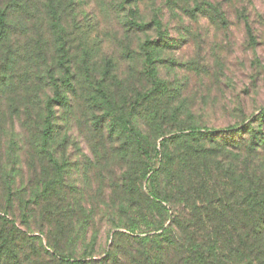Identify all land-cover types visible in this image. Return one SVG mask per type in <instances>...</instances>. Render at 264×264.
I'll use <instances>...</instances> for the list:
<instances>
[{
    "label": "rangeland",
    "instance_id": "obj_1",
    "mask_svg": "<svg viewBox=\"0 0 264 264\" xmlns=\"http://www.w3.org/2000/svg\"><path fill=\"white\" fill-rule=\"evenodd\" d=\"M17 1L0 5L11 4L12 29L24 16L36 53L10 75L0 101V215L15 222L16 244L40 264H56L54 246L101 258L117 229L155 218L169 224L170 212L144 200L150 182L142 173L158 166L155 148L174 133L231 128L220 141L245 139L253 152L220 156L264 168V0ZM148 39H157L151 60L142 49ZM6 51L0 47V59ZM68 63L71 87L62 82ZM54 79L68 106H54L44 145V100L55 94ZM120 248L137 256V243Z\"/></svg>",
    "mask_w": 264,
    "mask_h": 264
},
{
    "label": "trees",
    "instance_id": "obj_2",
    "mask_svg": "<svg viewBox=\"0 0 264 264\" xmlns=\"http://www.w3.org/2000/svg\"><path fill=\"white\" fill-rule=\"evenodd\" d=\"M13 1L20 5L17 0ZM11 8L10 3L0 5V47L7 49L5 57L0 59L2 103L10 75L36 53L30 44L33 36L23 24H26V19L21 13L16 17V27L12 29L9 26ZM50 12L55 33H59L62 30L59 17L53 9ZM133 24L142 30L149 26V23L138 21ZM153 24L160 32L162 21L155 18ZM156 41L148 39L142 45V49L148 51L145 53L148 60L153 56L150 49ZM63 60L62 57L60 63L64 65ZM5 68L8 71L3 72ZM72 79V68L68 63L62 82L71 87ZM52 82L55 94L44 100V145L48 144L54 132L51 121L54 106H68V98L62 93L57 79ZM261 116L264 120V114ZM118 121L122 128L128 127L125 117ZM247 125L245 132L250 133L251 124H245V128ZM230 131L231 128L219 132L191 127L187 132L164 138L161 149L155 148L159 163L158 166H147L142 173V177L150 182L149 192L143 197L171 213L169 224L155 218L141 226L139 223L124 226L125 231L117 229L109 249L101 258L66 255L54 246L52 254L56 264H126L124 259L128 254L133 258L129 264H264V168H261L262 164L251 168L246 162L240 165L227 163L220 156L229 150L233 153V149L239 153L244 148L250 154L253 152L245 139H242L241 146L228 140L220 141L221 137L230 136ZM137 134L140 136L142 132L137 130ZM205 142H211L216 149L209 151ZM137 144L138 150L142 151V143ZM170 144L175 145L173 150ZM8 223L12 227H7ZM0 225V264H40L33 252L31 254L16 244V236L22 232L15 227L13 220H8L6 214L0 215ZM121 242H129L132 246L137 243V256L129 248L121 249Z\"/></svg>",
    "mask_w": 264,
    "mask_h": 264
}]
</instances>
